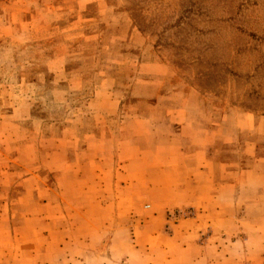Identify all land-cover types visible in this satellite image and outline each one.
Segmentation results:
<instances>
[{"label":"rangeland","instance_id":"1","mask_svg":"<svg viewBox=\"0 0 264 264\" xmlns=\"http://www.w3.org/2000/svg\"><path fill=\"white\" fill-rule=\"evenodd\" d=\"M95 137L216 189H69ZM0 264H264V0H0Z\"/></svg>","mask_w":264,"mask_h":264},{"label":"crops","instance_id":"2","mask_svg":"<svg viewBox=\"0 0 264 264\" xmlns=\"http://www.w3.org/2000/svg\"><path fill=\"white\" fill-rule=\"evenodd\" d=\"M142 135L145 136L144 134ZM100 139L101 138L98 139L95 137L93 141L95 146L91 149L89 147L90 145H85L82 150L84 158H78V154V156L74 155L73 157L77 158L75 159L74 163L62 161L63 163L68 164L67 168L74 169V167L77 165L80 167V173L78 174L79 180L74 179L69 184L71 187L69 189H80L79 187L84 185V187L87 189H103L105 187L103 190L106 191L108 190L106 187L111 186V189H117V186L121 185L120 182H123V190L120 193H126L128 196H121V202L126 201L127 205L134 201V197L130 196L132 193L129 192L130 189H156L159 192L162 191V189H216L212 172L211 176L207 174L208 172H199L197 159L194 155L189 157L181 154L177 158H173L174 156L171 155L172 151L167 153L162 152L161 149H163V146H165L167 143L159 144L156 147L162 146L160 148H155L154 154L149 156L144 154L141 159L129 156V158L122 160L120 159L119 154L116 152V149H113L117 154L115 153L113 157V155L109 152L105 153L104 164L102 160L103 158H100V153H97L100 152V148L97 147L98 143L101 142ZM106 142L108 145L113 147L119 145L118 139H108ZM91 150H93V154L88 153V151ZM136 159H139V162L142 163L137 173L131 169V165ZM206 162L209 161L206 159ZM112 163H114L116 167L115 172H110ZM171 164H174L176 167L174 171V177H171V182L166 183L163 181L165 176V168L168 169ZM136 178H142V182L135 184L133 181H135ZM222 189H231V187L227 188L223 186ZM119 196L120 195L118 194L117 200L115 202H111L114 209L116 204L119 203ZM150 205L153 211L166 209V207L160 206V204L154 201H151ZM117 207L118 206H116V208ZM87 222L89 223V221Z\"/></svg>","mask_w":264,"mask_h":264}]
</instances>
